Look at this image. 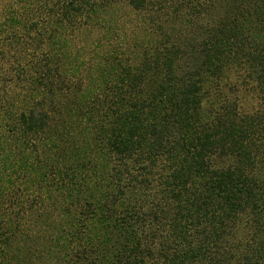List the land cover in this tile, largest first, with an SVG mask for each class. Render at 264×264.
I'll list each match as a JSON object with an SVG mask.
<instances>
[{"label": "trees", "instance_id": "obj_1", "mask_svg": "<svg viewBox=\"0 0 264 264\" xmlns=\"http://www.w3.org/2000/svg\"><path fill=\"white\" fill-rule=\"evenodd\" d=\"M122 2L165 38L137 67L107 53L96 79H69L72 34L113 35L99 14ZM5 8L25 95L0 104V264H264V0ZM228 72L249 112L227 101ZM29 225L35 244L10 257Z\"/></svg>", "mask_w": 264, "mask_h": 264}, {"label": "rangeland", "instance_id": "obj_2", "mask_svg": "<svg viewBox=\"0 0 264 264\" xmlns=\"http://www.w3.org/2000/svg\"><path fill=\"white\" fill-rule=\"evenodd\" d=\"M11 4L12 0L10 2L0 0V25L5 18L4 12L8 11L5 7ZM18 7L16 5L13 6L14 11H18ZM99 16V19H105L106 23L111 27L115 26L113 35L104 33L105 31L101 30V28L92 29L91 27L83 26L72 34L71 44L64 51L69 55L67 60L66 58L65 60L63 59L64 71L69 76V79L82 82L85 85L96 79L99 61L102 65L105 64V58H101L100 55L110 53L111 57L116 60L113 65H117L119 68L127 67L128 65L137 67L143 58V53L149 50L157 39L165 38L164 31L156 28L155 31H158L152 33L146 27L141 26V22L137 21V17L134 18L131 9L123 2L105 10ZM4 22L6 23L7 21L5 20ZM5 29L11 32H6V34H1L0 36V77L2 78L0 82V104H2L3 108L13 106V103H16L21 95L22 97L25 95L22 90L23 84H19L15 80H13L12 84L10 82L16 72L17 55H19L21 49L15 41L10 44L9 38L17 35L21 30L14 31L10 24L9 28L7 25ZM1 71L7 76H2ZM226 75L225 92L227 101L231 104L237 103L240 111L249 112L253 99L250 91L242 90L237 76L233 73L228 72ZM18 105L17 101V107ZM65 117V119H68L67 116ZM55 125L56 122L54 121L53 126ZM29 226L16 232L18 236L12 242L10 257L18 255L24 258L27 255L25 254L26 250L32 244H35L33 243L35 239L33 232L36 229ZM36 244H40V241Z\"/></svg>", "mask_w": 264, "mask_h": 264}]
</instances>
